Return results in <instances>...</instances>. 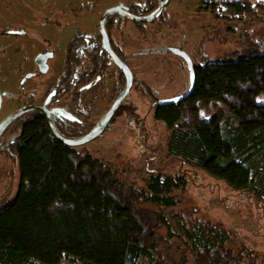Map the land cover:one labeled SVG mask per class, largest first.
I'll return each instance as SVG.
<instances>
[{
	"label": "trees",
	"instance_id": "16d2710c",
	"mask_svg": "<svg viewBox=\"0 0 264 264\" xmlns=\"http://www.w3.org/2000/svg\"><path fill=\"white\" fill-rule=\"evenodd\" d=\"M212 5L217 21L264 10L250 0ZM194 79L188 99L155 113L170 132L168 153L264 205V52L254 47L206 64ZM207 107L215 116L200 118ZM15 148L20 182L0 207V264H176L171 243L179 239L165 210L177 206L173 193L187 180L157 176L139 192L99 160L57 142L39 118ZM195 224L184 226L194 264H245V253H253L234 244L223 224Z\"/></svg>",
	"mask_w": 264,
	"mask_h": 264
},
{
	"label": "rangeland",
	"instance_id": "374dc122",
	"mask_svg": "<svg viewBox=\"0 0 264 264\" xmlns=\"http://www.w3.org/2000/svg\"><path fill=\"white\" fill-rule=\"evenodd\" d=\"M127 1L0 0V93L13 102L33 88L45 90L63 69L70 41L76 37H95L101 16L113 7L128 5ZM218 1L171 0L165 11L170 30L155 36L149 33L157 30L159 24L146 25L147 32L142 35L136 32L132 22L123 23L121 34L125 47L120 35L118 49L124 52L135 77L128 102L130 107L136 106L137 115L133 119L129 116L115 118L101 138L76 150L99 160L114 178L139 192L147 191L148 183L157 176L187 180L183 190L173 193L177 206L165 210L171 233L179 239L171 243L176 245L173 254L176 264H183L184 260V264H194L188 252L192 245L186 238L184 226L195 227V221L233 231L232 242L246 243L253 252L245 253L250 259H246L245 264L255 259L259 263L264 261V205L248 196L232 193L226 185L171 156L168 153L170 132L155 118L153 103L174 102L189 92L188 61L199 68L223 62L254 47L264 52V10L259 9L256 15L243 20L217 21L211 15L213 7L209 6ZM250 2L255 4L256 0ZM133 10L135 15H145L141 7ZM188 27L190 37H184ZM113 40L116 42L117 38ZM203 41L204 49L201 47L196 53ZM167 45L183 50L188 61L177 66L179 57H174ZM45 52L54 55L49 64L50 72L43 76L42 82H23L26 78H39L36 59ZM98 93V104L88 106L91 127L105 116L116 96L112 82L101 83ZM91 98L87 97V104ZM81 106L84 108L86 103L81 101ZM215 114L207 107L199 116L208 119ZM90 128L80 133L85 134ZM20 133V129L12 136L10 133L8 140L18 139ZM19 182L18 163L8 150L0 152V207L17 194Z\"/></svg>",
	"mask_w": 264,
	"mask_h": 264
},
{
	"label": "flooded vegetation",
	"instance_id": "af4514ba",
	"mask_svg": "<svg viewBox=\"0 0 264 264\" xmlns=\"http://www.w3.org/2000/svg\"><path fill=\"white\" fill-rule=\"evenodd\" d=\"M165 2L166 0H128V5H119L113 7L112 9L120 7L122 8V12L130 14L134 18L141 19L152 16L161 6L165 4ZM170 2L168 6L170 5ZM257 3L260 2L256 1V4ZM222 4L225 8V4ZM168 6L165 7L162 10L161 14L158 16V18L152 21L151 23H136L133 20L126 19L122 16H109L105 19L104 29L108 38L110 49L115 54V56L126 67L129 68L130 71L131 69L127 64V61L125 60L124 52L122 53L118 49L120 48V42L122 46L125 47V40L123 34H121L123 29V23L125 21L132 22L137 28L136 32L142 35L147 32V29L145 27L146 25L159 24V28L157 30L151 31L149 35L155 36L157 34H162L163 30H170V28L167 26L168 19L165 18V11ZM136 7H141L145 12V15H135L133 9H135ZM209 7H213V5ZM100 21L99 26L97 28V35L95 37H76L70 41V43L67 45L66 52L64 55L63 69L60 70L58 77L54 79V82H52V84L48 86L45 90L33 88L29 93L24 94L25 96L22 99L13 102H10L9 100L7 101L3 94L0 93V95L2 96V102L0 105V126L14 113L23 109L30 110L15 119L9 126L5 128V130L0 136V152L8 150L11 155H13L12 152L15 151V147L22 139L24 128L35 119H42L46 127L48 128L46 121L47 114L52 117L57 131L62 136L68 139L82 138L88 135L96 127L99 121L104 117L103 116L98 122L94 124L93 127H91L89 124L90 117L87 116V114L90 112L88 106H94L95 104H98L99 93H96L100 87V84L106 82H112L113 84L114 90L116 91V96L113 100V103L111 104V107L123 95L126 89L127 78L124 73L118 68V66L115 64V62L105 49L104 40L100 32ZM186 31L187 33H184V37H190V27H188ZM120 35H122V38L119 42ZM115 37L117 38L116 42H114L113 40ZM176 40L177 38H175L173 42L175 43ZM167 41L168 39H166V42ZM204 43V41L202 42V44L199 43L196 53L200 51L201 47L204 49ZM167 48H170V53L174 57H179V59H176L177 61L180 60L176 64L177 66L183 65L184 60L188 59V55L186 56L183 50L179 51L173 46L168 45ZM43 57L47 58L42 60V63L39 64V60ZM53 59L54 55L52 53L45 52L40 54L39 57L36 59V66L38 68V71L40 72L39 78H26L22 81L42 82L43 76L50 72L49 64ZM187 67L191 73L193 72V76L191 74L190 80V82L192 83V80H195V71L198 69V67H195V65L190 61L187 62ZM134 86L135 77L133 75V88L129 96L125 99V101L122 103V105L116 112L111 122L112 124L114 119L120 116H123L124 118L129 116L131 117V119H133L137 115V111H135L134 108L136 106L130 107L131 105L128 102L129 97L134 89ZM89 96L92 97V101H90V104H87V97ZM81 101H84L86 103V106L84 108L81 106ZM169 103L173 102L154 103L153 105H156L155 113L158 107L167 105ZM88 128H90V130L87 133H80L82 132V130ZM19 129L21 130L19 138L15 140H8V138L10 137L8 135L11 133L12 136ZM82 148L84 147H80L77 149ZM15 157L16 156L13 157L14 162H16Z\"/></svg>",
	"mask_w": 264,
	"mask_h": 264
},
{
	"label": "water",
	"instance_id": "95a60500",
	"mask_svg": "<svg viewBox=\"0 0 264 264\" xmlns=\"http://www.w3.org/2000/svg\"><path fill=\"white\" fill-rule=\"evenodd\" d=\"M257 2L260 3H264V0H256ZM170 0H166L165 4L163 6H161L152 16L147 17V18H134L132 17L130 14L128 13H124L121 11L122 8H114L111 10H108L101 18L100 21V32L102 34L103 40H104V46L105 49L107 51V53L110 55V57L113 59V61L115 62V64L118 66V68L124 73V75L127 78V84H126V89L125 92L123 93V95L113 104V106L111 107V109L105 114V116L99 121V123L96 125V127L86 136L82 137V138H78V139H68L64 136H62L56 129L53 119L52 117L47 114L46 115V121H47V125H48V129L50 131L51 136L59 143L72 148V149H77L80 147H84L85 145L92 143L96 140H98L99 138H101L104 133L106 132V130H108V128L111 126V122L116 114V112L118 111V109L120 108V106L122 105V103L125 101V99L129 96L132 88H133V75L131 73V71L129 70L128 67H126L116 56L115 54L112 52V50L110 49L109 46V42H108V38L106 36L105 33V29H104V21L107 17L109 16H122L126 19H131L136 23H151L152 21H154L155 19L158 18V16L161 14L162 10L168 6ZM47 57H43L39 60V64L42 63V60L46 59ZM193 76V72L191 73ZM195 88V81L192 80L191 83V87L189 89V92L182 98L177 99L176 101H174L173 103H179L182 102L186 99H188ZM2 102V96L0 95V105ZM164 105V104H161ZM30 111L29 109H23L20 110L16 113H14L11 117H9L5 122L2 123V125L0 126V136L3 133V131L5 130V128L7 126H9L15 119H17L18 117H20L21 115H23L24 113Z\"/></svg>",
	"mask_w": 264,
	"mask_h": 264
},
{
	"label": "snow or ice",
	"instance_id": "6c2138e0",
	"mask_svg": "<svg viewBox=\"0 0 264 264\" xmlns=\"http://www.w3.org/2000/svg\"><path fill=\"white\" fill-rule=\"evenodd\" d=\"M201 115H203V114H201Z\"/></svg>",
	"mask_w": 264,
	"mask_h": 264
}]
</instances>
